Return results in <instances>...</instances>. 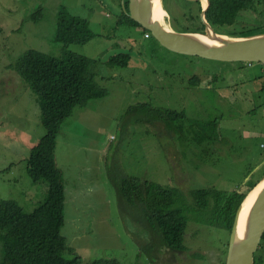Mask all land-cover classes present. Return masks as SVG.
Here are the masks:
<instances>
[{
  "label": "rangeland",
  "instance_id": "1",
  "mask_svg": "<svg viewBox=\"0 0 264 264\" xmlns=\"http://www.w3.org/2000/svg\"><path fill=\"white\" fill-rule=\"evenodd\" d=\"M125 5L126 0H0V202L17 201L30 213L47 194V184H35L27 172L30 151L46 133L41 108L10 66L29 50L63 55L55 33L64 6L88 20L95 34L90 43L68 50L92 60L96 81L107 92L75 108L56 138V164L66 184L62 236L68 247L85 263L225 264L227 231L202 226L191 215L187 250L165 248L144 211L146 203L130 205L115 182L121 186L139 178L145 187H176L190 206L196 189L248 193L243 184L248 177L257 181L264 167V70L260 63L169 51L147 38L142 26L120 24ZM166 7L172 16L167 23L183 26L182 0H165ZM197 9L191 4L186 11L195 16ZM263 20L243 12L235 27L259 26L258 33H264ZM126 53L132 55L128 67L106 63ZM166 109L184 113L185 119L172 122L171 129L152 111ZM215 121L220 138L213 145L203 138ZM197 124L204 127L201 136ZM2 249L0 242V264ZM255 257L264 264V241Z\"/></svg>",
  "mask_w": 264,
  "mask_h": 264
},
{
  "label": "trees",
  "instance_id": "2",
  "mask_svg": "<svg viewBox=\"0 0 264 264\" xmlns=\"http://www.w3.org/2000/svg\"><path fill=\"white\" fill-rule=\"evenodd\" d=\"M209 1L210 7L206 17L218 34L231 37L258 34L259 26L243 29H237L235 26L239 24L243 12H254L264 18V0ZM182 2L185 6L182 14L185 24L175 25L171 20L173 30L205 33V25L201 20L202 3L189 0ZM191 4L198 5L195 16L186 11ZM125 6L128 9L129 0H126ZM165 10L172 19L170 9L166 7ZM120 24L142 28L127 13H123ZM144 32L151 34L145 29ZM94 38L95 34L89 21L72 15L68 8L63 6L57 13L55 33V41L64 45L63 55L55 57L41 51L29 50L10 66L29 84L41 108V122L46 133L30 151L27 172L35 184H47V194L44 201L30 213L25 212L17 201L0 202V242L3 247L1 264H118L116 261L107 260L85 263L80 256L72 253L66 238L62 236L65 225L66 184L64 174L56 164V138L60 127L71 117L75 108L85 107L90 101L105 98L107 95L106 90L96 81V74L91 69L92 60L68 50V47L74 44H88ZM131 59L130 53L120 54L112 57L108 65L125 68L129 66ZM262 68L264 70L263 65ZM146 109L148 110L147 106ZM152 111L160 113L159 119L167 122L171 129L174 128L172 122L181 123L185 119L184 113L175 110ZM218 124L215 121L207 126L203 141L213 145L217 142L220 138L217 133ZM196 129L201 136L204 127L197 124ZM263 176L264 167L257 181H248V192ZM115 183L120 196L130 205H135L137 201L146 203L144 211L158 233L160 245L183 253L187 250L185 242L187 236L189 237L191 215L202 226L227 231L230 242L237 211L248 194L241 191L227 193L214 188L196 189L192 193L194 203L190 206L183 191L176 187H163L158 183H149L145 187L139 178L123 180L121 186ZM143 187L146 189V199L143 198ZM190 203L192 204V201ZM209 228H206V231H210ZM228 249L229 247L226 249V255Z\"/></svg>",
  "mask_w": 264,
  "mask_h": 264
},
{
  "label": "water",
  "instance_id": "3",
  "mask_svg": "<svg viewBox=\"0 0 264 264\" xmlns=\"http://www.w3.org/2000/svg\"><path fill=\"white\" fill-rule=\"evenodd\" d=\"M158 1L164 8V0H129L127 14L143 29L151 32L164 48L177 54L199 57L222 62H249L264 65V33L244 37H231L218 34L206 14L210 7L209 0H189L205 2L202 7L201 20L205 25V33H183L173 30L166 20L161 22L154 17V5ZM166 11V10H165ZM167 13V11H166ZM168 15V13H167ZM204 38L209 39L207 42ZM215 43V44H212ZM254 172V171H253ZM254 173H252L253 175ZM250 177L243 184L248 183ZM263 184L253 204L247 211L242 232L240 222L244 206L249 197ZM264 237V176L253 187L240 205L233 225L229 242V254L226 264H255V254Z\"/></svg>",
  "mask_w": 264,
  "mask_h": 264
},
{
  "label": "bare ground",
  "instance_id": "4",
  "mask_svg": "<svg viewBox=\"0 0 264 264\" xmlns=\"http://www.w3.org/2000/svg\"><path fill=\"white\" fill-rule=\"evenodd\" d=\"M156 5H154V17L163 22L167 19L168 15L166 13V11L162 8V6L160 5V3L158 1L155 2ZM204 7H207V4L205 2H202ZM167 22V21H166ZM168 24V23H167ZM207 42H211L209 39L204 38ZM215 44V43H212ZM263 184H261L256 191L249 197V199L247 200L245 206H244V213L242 215L241 218V222H240V231L242 232L244 225H245V221H246V217H247V211L248 209L251 207V205L253 204L257 194L259 193V191L262 189Z\"/></svg>",
  "mask_w": 264,
  "mask_h": 264
},
{
  "label": "flooded vegetation",
  "instance_id": "5",
  "mask_svg": "<svg viewBox=\"0 0 264 264\" xmlns=\"http://www.w3.org/2000/svg\"><path fill=\"white\" fill-rule=\"evenodd\" d=\"M126 10H128L127 8H126ZM125 13H127V12H125ZM261 66H262V64H260ZM134 205V204H133ZM154 229V231H156V229L155 228H153ZM151 233H153L152 231H151ZM264 238V237H263ZM264 241V240H263ZM260 249V248H259ZM180 254H181V252H179ZM257 262H261V260L260 261H256V257H255V264H257Z\"/></svg>",
  "mask_w": 264,
  "mask_h": 264
},
{
  "label": "clouds",
  "instance_id": "6",
  "mask_svg": "<svg viewBox=\"0 0 264 264\" xmlns=\"http://www.w3.org/2000/svg\"><path fill=\"white\" fill-rule=\"evenodd\" d=\"M202 3V2H201ZM202 7H203V4H202ZM169 15V14H168ZM147 35H149V37H147ZM145 36L147 37V38H150V34H145ZM263 65V64H262ZM264 66V65H263Z\"/></svg>",
  "mask_w": 264,
  "mask_h": 264
},
{
  "label": "crops",
  "instance_id": "7",
  "mask_svg": "<svg viewBox=\"0 0 264 264\" xmlns=\"http://www.w3.org/2000/svg\"><path fill=\"white\" fill-rule=\"evenodd\" d=\"M90 43V42H89ZM127 54V53H126ZM109 59V58H108ZM108 61V60H107ZM131 61H132V59H131ZM107 64H108V62H106ZM94 72V71H93ZM104 79V78H103Z\"/></svg>",
  "mask_w": 264,
  "mask_h": 264
},
{
  "label": "built area",
  "instance_id": "8",
  "mask_svg": "<svg viewBox=\"0 0 264 264\" xmlns=\"http://www.w3.org/2000/svg\"><path fill=\"white\" fill-rule=\"evenodd\" d=\"M147 37H149V35H147Z\"/></svg>",
  "mask_w": 264,
  "mask_h": 264
}]
</instances>
